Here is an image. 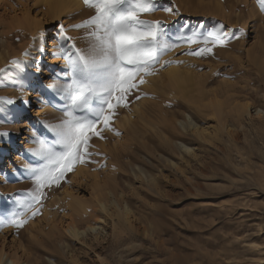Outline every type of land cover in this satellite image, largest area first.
<instances>
[{"label": "rangeland", "instance_id": "rangeland-1", "mask_svg": "<svg viewBox=\"0 0 264 264\" xmlns=\"http://www.w3.org/2000/svg\"><path fill=\"white\" fill-rule=\"evenodd\" d=\"M44 1L0 0V97L15 101L0 109V132L10 133L0 137V217L34 187L30 170L42 161L31 151L39 147L33 139L54 142L42 122L63 118L67 101L59 89L71 73L59 53L58 25L72 38L66 48L89 46L91 29L71 26L95 15L94 9L80 0V8L54 18ZM171 2L178 13L157 10L140 18L164 21L173 40L191 29L206 34L222 22L228 43L203 57L184 55L199 47L187 43L163 55L161 64L183 63L156 65L127 107L116 109L104 139L90 141L100 155L66 171L59 186L42 189L45 196L33 208L38 214L29 212L22 228L0 230L3 264H264V118L255 112L264 107V13L256 0ZM169 3L156 0V7ZM171 67L193 73L202 85L195 95L205 98L187 101L165 85ZM28 89L32 113L23 116L20 97ZM212 101L224 106L220 118ZM244 104L249 112L240 116L236 110ZM65 193L90 206L84 220L96 232L79 240L67 233L71 220L83 217L68 208Z\"/></svg>", "mask_w": 264, "mask_h": 264}, {"label": "snow or ice", "instance_id": "snow-or-ice-1", "mask_svg": "<svg viewBox=\"0 0 264 264\" xmlns=\"http://www.w3.org/2000/svg\"><path fill=\"white\" fill-rule=\"evenodd\" d=\"M82 2L86 7L94 9L95 15L71 27L91 29L87 33L89 46L87 49H79L71 44L66 48L64 42L72 38L66 35L67 29L63 24L58 25L59 53L67 58V67L71 73L68 82L59 89L67 104L61 109L63 118L58 123L50 125L42 122L52 133L54 142L49 145L43 139H33V143L39 147L31 151L42 161L41 165L30 170L34 187L24 198L16 199V206L9 210L7 216L0 217V230L8 225L22 228L31 218L28 216L29 212L32 217L38 214L39 209L33 211V208L45 196L42 189L52 184L59 186L66 171H72L76 164L90 161L93 155H100L90 150V141L93 136L104 139L103 130L110 128L116 109L127 107L130 102L128 97L134 90H138L140 84L146 83L145 77L156 73V65L167 67L172 63H183L166 60L161 64L163 55L179 47L181 43H187L197 44L199 47L196 50L189 49L184 55L203 57L212 53L213 48L226 46L228 43L229 33L222 22H217L206 34L191 29L183 31L173 40L163 29L164 21L140 18L144 13L157 10L178 13L171 0L168 5H161L159 9L156 7V0ZM256 2L259 10L264 13V0ZM185 29H188L187 25ZM239 31L243 35L244 30ZM42 36L43 33L40 34ZM36 39L37 37H33L34 41ZM28 55L25 51L24 56ZM11 63L20 66L18 60ZM3 71L4 69H0V72ZM49 87L55 89L56 86L53 84ZM37 99L44 103L41 97ZM135 99H140V96L137 95ZM14 103L12 99L0 97V109ZM22 103L30 105L28 100H22ZM116 134L119 135L118 132ZM9 135L8 132H0V137Z\"/></svg>", "mask_w": 264, "mask_h": 264}, {"label": "bare ground", "instance_id": "bare-ground-1", "mask_svg": "<svg viewBox=\"0 0 264 264\" xmlns=\"http://www.w3.org/2000/svg\"><path fill=\"white\" fill-rule=\"evenodd\" d=\"M44 3L46 4L48 10H50V12L54 16V18L58 17L63 12L70 10L71 8H74V6L76 8L81 7V1L80 0H45ZM51 43H52V39H51ZM50 52H53V47H51ZM43 53L44 52H42V54ZM52 57H53V54H52ZM45 72L46 71L43 70V71H41L40 74H44ZM164 74H165V79H166L165 85H168L169 87H171V89L176 94H178V96L182 97L184 100H187V101L190 100L191 102L199 103L200 101H202V99L205 98L204 94H201V96H199V97H197L195 95V92H201L202 85L197 80H195L193 73H190L188 70L187 71H181V69H179L177 67H171V68L167 69L166 73H164ZM203 90H204V88H203ZM33 96L34 95L32 94V91L30 89L21 93V97H20L21 103H22V100L30 101V105H28V106H25L22 103L23 116L29 115L32 113L31 106L33 104V98H34ZM215 99H216V97L214 98V100ZM220 104L221 103H219V101H217V102L212 101L210 103V106L212 108L214 116H218V118H220L222 116V113H223L222 108L224 107L223 105H222L223 106L222 107ZM236 108H237V106H236ZM249 108H250V105H248V104H244V105H240V106L238 105V108L236 111L240 116H242L244 114H248ZM255 112H256L257 116H259V118H261V119L264 118V107L263 106L256 107ZM129 119H130L129 117L128 118L125 117L124 122L125 123L129 122ZM183 148H184V150L186 149V151H188V152L192 150V148L190 150L186 146H183ZM16 157L19 158L18 155ZM0 173L3 174V171H0ZM65 194H66V198H68V200H69L68 208H70V210L73 213L78 214L80 217H83V218L78 219L77 221L76 220L72 221L73 220L72 219L71 222L66 227L67 233H69L70 236H72L73 238L79 240V238L81 236H83L84 234H86L88 231H95L96 232V230H97L96 226L89 224L90 221L87 223V221L89 219L84 220L85 215L86 216L88 214L90 215V212H91L90 206L87 205L85 202H81V201L77 200L70 193H65ZM97 201L99 202V200H97ZM101 207L103 210L105 209L103 204H101ZM92 212L94 214H96V211H92ZM94 221L95 220H93V222ZM83 222L87 223V230L82 226ZM3 251H4V249L0 250V264H3V261H4L3 258H4V256H6V254H4ZM10 261H11V264H15L14 260H10Z\"/></svg>", "mask_w": 264, "mask_h": 264}]
</instances>
